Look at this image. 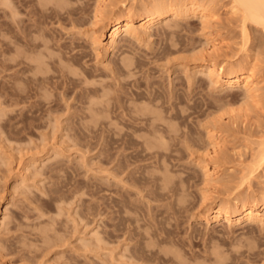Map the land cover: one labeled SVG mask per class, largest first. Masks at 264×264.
<instances>
[{
    "label": "rangeland",
    "instance_id": "374dc122",
    "mask_svg": "<svg viewBox=\"0 0 264 264\" xmlns=\"http://www.w3.org/2000/svg\"><path fill=\"white\" fill-rule=\"evenodd\" d=\"M203 2H208L207 5L213 7L216 14L214 24L212 23V26L204 32V30H200L199 19L192 15L188 19L178 20L179 25L188 26V29L175 28L174 32H171L164 27V24H161L159 32H152L153 37L151 40L141 43L134 41L133 46H136L139 51L135 52L137 49L132 46L133 50L130 49V53L127 55L131 58L137 57V61L133 62V68L132 66L130 68V70L132 69L135 72L131 71V73L133 72L132 75L129 69H126L125 74L123 72L120 73L121 71L118 70L121 51L114 50L113 52L109 50L107 53H102L105 57L103 55L97 56L98 58L95 57V50L94 52L92 51L94 48L90 43L94 26L90 25L91 21L89 20L93 15V0H0V219H4H2L3 223L0 224V241L3 242L7 249V260L11 262L10 264H139V262L140 264H146V261L142 262L139 259L138 261L131 256L134 246H137L136 243L139 240L144 243V247H146L148 242L150 244L154 243L152 249L156 253H159L164 248V250H170L171 255L165 256L164 253H159L158 257L156 255L157 258L148 252V257L153 259L147 264H180V261L183 264H186V262L187 264H217L218 261H221V264H264V225L260 223H255L251 226L230 227L216 225L215 222L211 225H206L204 221L197 217L196 210H189L187 214L185 210H182L181 213H177L179 215L176 218L165 215L164 218L162 217L165 219L163 221L160 217L162 221H160L161 224L158 227L161 231L158 230V232L162 233V237L170 240V246L165 243L157 247L159 243H155V240H152L151 243L150 240L145 241L140 236V234H147V231L148 234L156 231L154 227L152 229L149 228L146 224L148 222L142 218L144 216L142 213L156 214L155 210L164 209V203L170 201V199H165L169 198L168 195L167 197H162L164 202L162 200H157L159 203L154 201L156 200L154 198L155 195L157 196L159 195L157 193H160L161 177L163 178V176L168 174L166 171L160 170L161 167H164V164L167 165L172 162L168 167L170 172L168 175L172 177L176 175L175 179L177 182L174 179V185L179 183L181 185L180 176L189 180L186 183L188 187L185 184V189L188 193L190 192L188 198L190 201L188 202L190 206L191 204L195 205L200 199V190L203 187V176L200 168L203 163H199L200 159L211 161L210 153L214 152L213 149H215L227 159L221 160L222 169L220 168L219 173L212 177L217 185L213 184V182L210 185L211 187L217 186L223 192L220 195L221 199H225L230 188L233 189L239 183L238 178L240 180V175L242 176L241 171L245 168V164L250 162L252 151L264 135V32L257 31L250 26L252 39L246 46L243 44L242 22L239 23L242 19L241 14L240 12H235V14L229 12L232 4L231 0H203ZM42 4L45 7L47 6V9ZM63 8L65 11L62 10ZM33 9L37 10V12L41 10L42 13L39 12V14L41 13L39 15L41 19L33 20V15L35 14ZM43 13L46 17L42 16ZM58 15L60 16L58 17ZM34 16L39 18L38 15ZM37 20L40 21L39 25L38 23L35 24ZM37 26L41 29L38 34L36 31ZM80 27H82V31ZM207 32L208 34L210 33L209 36ZM109 34L110 32L108 31L107 35ZM206 38H210V40L207 41ZM262 40L263 44L258 46ZM107 41L108 39H105L104 43ZM136 43L138 44L136 45ZM59 44L61 47H59ZM211 44L216 49L218 48V60L228 58L230 60L233 59L232 61L236 63L242 59L250 58L249 60L254 62L255 67H257L256 71L258 70L257 80L259 82V94L262 99L259 105L249 100L242 88L236 86H214L209 83L210 80L207 76L205 77V73H197L196 75L193 72L198 61L193 60L196 59L195 56L192 57L193 54L195 53L194 55H196L201 50L205 51L208 48L206 46ZM244 45L247 48L249 47V51L244 48ZM54 49H56V53ZM73 51L74 56L76 54L82 66H87L93 74L95 72L94 80H97V83L92 81L95 86H93L94 84L91 86V79H88L90 87L89 85L86 86L84 73H81L78 67L79 70H76V68L73 67V69L69 66L68 62L65 63L69 56L73 57ZM136 54H139V56ZM58 55L61 56L60 60L62 59V61L59 60ZM51 56H55L56 60L52 61ZM64 56L68 57L64 58ZM167 56L170 60L166 59ZM30 57L32 58L30 59ZM24 59L26 64L18 67V62ZM49 59L53 63L49 62ZM83 59L85 60L84 62ZM31 60H42L44 62L49 60L46 62L47 67L46 64H44V67L49 71H47L49 76L47 79L50 80L45 79L41 83L42 81L38 79V75L41 74L37 75V69H33L34 71L30 70L27 64H32L33 61ZM105 61H107V64ZM61 62L62 67L68 65L63 67L67 71L70 70L69 67L72 71H79L78 74L80 75L74 77H78L79 81L85 79L84 84L86 87L83 84L84 81H76L79 86H77L78 83L75 81L74 83L72 82L73 84L71 82L63 84L61 73L58 70L61 68V66L60 68L58 67ZM11 64L15 68L10 69ZM32 65L36 64L33 63ZM113 66L116 67L117 72L113 69ZM110 69H112V73ZM185 69H189V72ZM10 73L13 75H10ZM83 76L84 79H82ZM54 83L56 84L54 85ZM147 85L149 88H146ZM80 86L81 89L88 87L87 89L89 90H87V93L83 91L84 93L82 92L81 97L79 95ZM63 87L65 89L62 90ZM77 87L79 88L77 89ZM167 87L170 88L168 89ZM20 88L24 91L23 100L19 101L17 100L18 97L17 99L15 97L14 104L11 101L10 91L13 89L17 92ZM171 88L173 90H170ZM147 91L152 94L149 95ZM170 91H174L173 95ZM92 95L93 98H91ZM146 95L149 97L147 98ZM151 97L153 108L154 104L156 106L154 109L151 107ZM117 99L118 101H116ZM168 102L172 104L170 105ZM10 103L12 104L10 105ZM119 103H121L123 108L119 106ZM141 103L144 105H141ZM149 103L151 104L150 106ZM106 104L108 107H113L109 109L116 111V114L115 112H112L111 115L110 113L105 114ZM146 104L147 107H151V110L153 109L152 120L156 116L157 118L159 117L157 122L154 120L156 124L152 123L151 116L149 117V114L151 115L152 113H148V116L147 114L144 115L145 118H149L150 124L148 119L141 118V114V117L137 116L139 113H136V110L141 109L142 107L140 106L145 107ZM90 105H93V111ZM134 107H137V109ZM156 108L158 109L157 111ZM124 110H126V113L123 112ZM129 111L131 115L132 113L137 115H132L134 118L130 117ZM159 111L162 113L161 115ZM121 112L125 113L126 116L121 115ZM154 114L156 115L154 116ZM93 115L94 117H92ZM215 116L223 118V128L216 130L215 136H213L215 138L210 140L207 137L206 127L213 123ZM167 117L169 118L167 119ZM131 118L134 120L132 121ZM139 119L147 122L142 121V123L140 121V124ZM135 121L138 123L134 124ZM158 128L161 132L164 130L163 136V132L159 133L156 131L158 132V135H156L155 131H152L158 130ZM151 134L157 137L160 134L164 139H169L167 143L171 141L167 146L168 151L162 150L168 158H164L165 161L169 163H164L163 158L157 157L161 160L159 161L155 158L156 156L154 157L155 154L152 155L153 150L150 152L145 149L144 141L151 138V141L153 140ZM165 135L169 137L165 138ZM156 136L154 137L155 139ZM213 142L216 147L212 146ZM144 150L147 151L144 152ZM123 154L128 156L125 158ZM117 174L118 176H116ZM153 180L155 182L159 181L156 183L158 184L157 187L155 184L152 186V183H155ZM261 180L263 181V179ZM262 181L260 179L253 180L252 184H255L253 185L255 190H259L263 186ZM179 185H176V187ZM189 185L192 187L190 188ZM220 185L221 187H219ZM154 189L159 190L155 191ZM154 191L155 194L153 193ZM226 191L228 192L226 193ZM171 192L173 194L176 191ZM171 192L163 191L165 195H170ZM152 197L154 198L153 201ZM174 197L176 198L175 195ZM107 203L110 206L109 214L106 212ZM141 206L142 208L138 209ZM160 206L161 208H157ZM140 210L142 211L140 212ZM149 211L151 213H148ZM142 219L145 221L143 222ZM9 222L11 223L10 225ZM129 229L133 232L130 233ZM95 238L101 240V242H98ZM214 247L217 249L215 250ZM109 250L113 253L109 252ZM176 250H178L177 254ZM218 250L220 254L222 253L220 257L217 253ZM147 251L148 248H146ZM174 252L175 255L173 256L172 253ZM213 253L217 254V256L215 257ZM121 254L126 257L124 256V258ZM176 255L177 258H175ZM178 255L182 258L180 257L179 259ZM224 256L227 259H223ZM159 257H165L166 262L160 263V260H157ZM178 260L180 261L178 262Z\"/></svg>",
    "mask_w": 264,
    "mask_h": 264
},
{
    "label": "bare ground",
    "instance_id": "6f19581e",
    "mask_svg": "<svg viewBox=\"0 0 264 264\" xmlns=\"http://www.w3.org/2000/svg\"><path fill=\"white\" fill-rule=\"evenodd\" d=\"M12 1V0H11ZM39 1V0H38ZM83 1V0H82ZM91 1V0H90ZM207 1V0H206ZM41 2V1H40ZM39 2V4L41 5V3ZM64 2V1H63ZM68 3L70 4V2L68 1ZM67 3V4H68ZM74 3H76V2H74ZM208 3V2H207ZM207 3H204L203 2V0H93V5H94V7H93V11H92V13H93V15H92V17H90V25L92 24V26H94V30H93V36L92 37H90L91 38V41H90V43H91V45L93 46V52H94V50H95V57H97V56H99L100 57V55H103L102 53H107L109 50H112L113 52H114V50H117L118 52L119 51H121V58L119 59V66H118V70H120L121 72L120 73H124L125 74V72H126V69H129V71H130V73H131V71H133L132 69L130 70V68H131V66H132V68H133V62L136 60V58H131V57H129V56H127L129 53H130V49L131 50H133V48H132V46H133V43H134V41H137V42H139V43H141V42H143V41H149V40H151L152 39V37H153V34H152V32L153 31H158L159 30V26L161 25V24H164V27L167 29V30H169V31H171V32H174L173 30H175V28H179V29H188L189 27L188 26H182V25H179L178 24V20H181V19H188L191 15L193 16V17H197L198 19H199V21H200V30H204V32H205V30H208L209 28H210V26H212V23L215 21V12H214V9H213V7H210V6H208L207 5ZM232 3V4H231ZM231 6H230V8H229V12H232V14H235V12L237 13V12H240V14H241V21L239 22V23H241L242 24V29H241V31H242V37L244 38L243 39V41H244V43L243 44H245L246 46L249 44V42H251V39H252V32L250 31L251 29V27L252 28H255L257 31H262V32H264V0H231ZM77 4V3H76ZM229 4V5H230ZM59 5V4H58ZM42 6H44L43 4H42ZM42 6H41V9H42ZM72 6V5H71ZM45 7V6H44ZM44 7H43V9H44ZM47 7V6H46ZM45 7V8H46ZM65 7H67V6H65ZM58 8H59V6H58ZM11 9V8H10ZM13 9V8H12ZM47 9V8H46ZM61 9V8H60ZM35 9H33V11H34ZM63 11H65V9L63 8L62 9ZM32 11V10H31ZM31 11H30V13H31ZM13 12H14V10H13ZM12 12V13H13ZM16 12V11H15ZM39 12H41V10H38V12H37V10H35L34 11V15H40L39 14ZM57 12V11H56ZM15 14V13H14ZM14 14H12V15H14ZM32 14H33V12H32ZM55 14V13H54ZM68 14V13H67ZM33 15V20L34 19H41V17L39 16V18H36V16H34ZM44 15V13L42 14V16ZM239 15V14H238ZM45 16V15H44ZM60 15H58V17H59ZM46 17V16H45ZM63 17V16H62ZM73 17V16H72ZM14 18V17H13ZM16 18V17H15ZM45 19V18H44ZM49 19V18H48ZM60 19V18H59ZM217 20V19H216ZM16 21V20H15ZM74 21V20H73ZM14 22V21H13ZM45 23H46V21H44ZM60 22V21H59ZM62 22V21H61ZM36 23H38V25L40 24V21H38L37 20V22H35V24ZM73 23V22H72ZM83 23H84V21H83ZM31 24H32V22H31ZM47 24V23H46ZM64 24V23H63ZM75 24V23H74ZM214 24V23H213ZM218 24V23H217ZM61 25V24H60ZM77 25V24H76ZM84 25H85V23H84ZM192 25V24H191ZM34 26V25H33ZM36 26V25H35ZM42 26V25H41ZM63 26V25H62ZM72 26V25H71ZM251 26V27H250ZM38 27V26H37ZM47 27H49L48 25H47ZM77 27V26H76ZM75 27V28H76ZM82 27H80V29H81ZM88 28V27H87ZM89 28H90V26H89ZM21 29V28H20ZM46 29V28H45ZM79 29V30H80ZM86 29V28H85ZM19 30V29H18ZM21 31V30H20ZM29 31V30H28ZM35 31V30H34ZM33 31V32H34ZM36 31H37V34L38 33H40V31H41V29L38 27L37 29H36ZM42 31H43V29H42ZM81 31H82V29H81ZM110 32V34L109 35H107V32ZM186 31V30H185ZM79 32V31H78ZM90 32V31H89ZM88 32V33H89ZM159 32V31H158ZM162 32V31H161ZM200 32V31H199ZM36 33V32H35ZM41 33H43V32H41ZM87 33V32H86ZM91 33V32H90ZM79 34V33H78ZM10 35V34H9ZM34 35V34H33ZM41 35V34H40ZM40 35H38V36H40ZM45 35V34H44ZM87 35V34H86ZM174 35V34H173ZM207 35L209 36L210 35V33L208 34V32H207ZM35 36V35H34ZM207 36V37H208ZM37 37V36H36ZM43 37H45V36H43ZM11 38H13V37H11ZM35 38V37H34ZM55 38V37H54ZM44 39V38H43ZM48 39L50 40V38L48 37ZM105 39L107 40L108 39V41L106 42V43H104V41H105ZM207 39V41L208 40H210V38H206ZM11 40V39H10ZM55 40H56V38H55ZM212 40V39H211ZM42 41V40H41ZM253 41V40H252ZM53 42V41H52ZM89 42V41H88ZM210 42V41H209ZM75 43V42H74ZM207 43V42H206ZM12 44V43H11ZM49 44V43H48ZM138 43H136V45H137ZM154 44V43H153ZM178 44V43H177ZM210 44V43H209ZM261 44H263V40L261 41V43L260 44H258V46H260ZM46 45V44H45ZM55 45V44H54ZM135 45V44H134ZM147 45V44H146ZM208 45V44H207ZM244 45V46H245ZM70 46H72V45H70ZM244 47V48H247V47ZM26 47V46H25ZM24 47V48H25ZM28 47V46H27ZM57 47V46H56ZM59 47H61L60 46V44H59ZM91 47V46H90ZM134 47V46H133ZM206 47H208L207 49H205V51L203 50H201V51H199L196 55H194L193 54V56L192 57H194L195 56V58L196 59H193V60H198L197 61V65H196V69L193 71L196 75H197V73H205V77L207 76V78H209V80H210V82L209 83H211V84H213L214 86H218V87H225V86H236V87H240V88H242L243 89V91H244V93H245V95L248 97V99L249 100H251L252 102H255L256 104L258 103V105H259V102L260 101H262V99H261V97H260V94H259V92H260V90H259V87H258V84H259V82H258V78H257V71H256V68L257 67H255V64H254V62H252V60H249L250 58H246V59H242V60H240V61H238V62H236L235 63V61H232V60H230V59H224V60H218L217 59V56H219L218 54H217V49L215 48V46L214 45H209V46H206ZM76 48V47H75ZM74 48V49H75ZM78 48H79V46H78ZM134 48H136V46L134 47ZM203 48H204V46H203ZM249 48V47H248ZM247 48V49H248ZM21 49V48H20ZM38 49V48H37ZM48 49H49V47H48ZM63 49V48H62ZM80 49V48H79ZM92 49V48H91ZM137 49V48H136ZM257 49H258V47H257ZM53 50V49H52ZM55 50L56 49H54V52H55ZM75 50H77V49H75ZM84 50H85V48H84ZM200 50V49H199ZM244 50V49H243ZM22 51V50H21ZM139 50L137 49V51L135 50V52H138ZM159 51V50H158ZM248 51H249V49H248ZM19 52V51H18ZM27 52V51H26ZM86 52V51H85ZM132 52V51H131ZM134 52V51H133ZM143 52V51H142ZM161 53H162V51H160ZM159 52V54H161ZM195 52V51H194ZM245 52H247V51H245ZM24 53H25V51H24ZM49 53V52H48ZM56 53V52H55ZM58 53V52H57ZM146 53V52H145ZM16 55H17V53H15ZM19 54H21V53H19ZM27 54H29V53H27ZM31 54H32V52H31ZM43 54V53H42ZM167 54V53H166ZM261 54V53H260ZM12 55H14V54H12ZM22 55H23V53H22ZM80 55H81V53H80ZM88 55V54H87ZM107 55V54H106ZM123 55V56H122ZM132 55V54H131ZM136 55H138L139 56V54H136ZM145 54L143 53V56H144ZM170 55V54H169ZM168 55V56H169ZM24 56V55H23ZM36 56V55H35ZM45 56V55H44ZM59 56V55H58ZM104 57H105V55H103ZM133 56V55H132ZM143 56H141V57H143ZM151 56H153V55H151ZM166 57V59L168 58L169 59V57ZM187 56V55H186ZM221 56V55H220ZM225 56H227L226 54H225ZM230 56V55H229ZM244 56V55H243ZM259 56V55H258ZM13 57V56H12ZM22 57V56H21ZM52 57V56H51ZM55 56H53L52 57V61H54V59L56 58H54ZM66 57H68V56H64V58H66ZM70 57V56H69ZM67 58V60H66V62L65 63H67L68 62V65L69 66H71L72 68L74 67V68H76V70H79V71H81V73H84V75H85V79H84V76H83V78L82 79H84L85 81H86V83H87V85L86 86H88L89 84H90V81L88 82V79H91V82L92 81H94V82H96L94 79H95V77H94V75L96 76V74H95V72H94V74H93V72L91 71V70H89V68H87V66L86 67H84V66H82L81 65V61L79 62L78 61V59H77V57H76V54H75V56H74V51H73V57L71 58ZM88 57H89V55H88ZM87 57V58H88ZM145 57V56H144ZM192 57H190V58H192ZM232 57V56H231ZM256 57V56H255ZM27 58V57H26ZM25 58V59H26ZM32 57H30V59H31ZM49 58V57H48ZM60 58H61V56H59V60H60ZM62 58H63V55H62ZM86 58V59H87ZM92 58V57H91ZM98 58V57H97ZM118 58V57H117ZM230 58V57H229ZM233 58V57H232ZM12 59V58H11ZM14 59V58H13ZM24 59V60H25ZM41 59V58H40ZM43 59V58H42ZM94 59V58H93ZM105 59V58H104ZM134 59V60H133ZM144 59H147V58H144ZM148 59H149V56H148ZM178 59V58H177ZM187 59V58H186ZM186 59H184V60H186ZM241 59V58H240ZM24 60H21V61H19L18 62V64H19V66L18 67H20L21 65H25L26 64V60L24 61ZM50 60V61H49ZM49 60H47V61H49V62H51V59H49ZM56 60V59H55ZM58 60V61H59ZM64 60V59H63ZM112 60V59H111ZM155 60V59H154ZM170 60V59H169ZM189 60V59H188ZM192 60V61H193ZM238 60V59H237ZM236 60V61H237ZM31 61H33V60H31ZM46 60H45V62L44 61H42V60H35V61H33V63L34 64H36V65H32V64H29V63H27L28 65H29V68H30V70H33V69H37V72H36V74L38 75V74H41V75H38V79H40L41 81L42 80H45V79H47V78H49V76H48V74H47V71H48V69L47 68H45L44 67V64H46V62H47ZM60 61H62V59L60 60ZM65 61V60H64ZM85 60L83 59V62H84ZM115 61V60H114ZM137 61V60H136ZM159 60H158V58H157V62H158ZM191 61V60H190ZM255 61V60H254ZM106 62V64H107V61H105ZM116 62V61H115ZM142 62V61H141ZM172 62V61H171ZM257 62V61H256ZM14 63V62H13ZM51 63H53V62H51ZM58 63V62H57ZM104 63V62H103ZM61 64H62V62L60 63V65L58 66L59 68H60V66H61ZM63 64H64V62H63ZM88 64H90V63H88ZM99 64V63H98ZM112 64V63H111ZM142 64V63H141ZM169 64H171L170 62H169ZM27 65V66H28ZM50 65H52V64H50ZM68 65H66V66H68ZM87 65V64H86ZM109 65H110V63H109ZM109 65H107V66H109ZM113 65V64H112ZM115 65V64H114ZM26 66V67H27ZM53 66V65H52ZM51 66V67H52ZM65 66V65H64ZM63 66V67H64ZM65 66V67H66ZM95 66V65H94ZM135 66V65H134ZM142 66V65H141ZM140 66V67H141ZM185 66V65H184ZM15 68V66L13 65V64H11L10 65V69L11 68ZM17 67V66H16ZM46 67H47V64H46ZM54 68H56L55 66H53ZM57 67V68H58ZM62 66H61V68L60 69H58L60 72L59 73H61V78H62V80H63V82H61V83H63V84H65V83H69V82H71V84H73L74 83V81L76 82V81H79L77 78H75L74 76H77V75H80V74H78V72L75 70H73L72 71V69L69 67V71H67L66 70V68H63ZM79 69H78V68ZM114 67V68H113ZM112 68L113 69H115L116 70V72H117V69H116V67L115 66H113ZM139 67V66H138ZM144 67V66H143ZM73 68V69H74ZM110 68H111V66H110ZM24 69H26V68H24ZM24 69H22V71H24ZM50 69H52V68H50ZM65 69V70H64ZM67 69H68V67H67ZM98 69V68H97ZM106 69V68H105ZM13 70V69H12ZM29 70V71H30ZM53 70V69H52ZM56 70V69H55ZM54 70V71H55ZM93 70V69H92ZM111 70V73H112V69H110ZM114 70V71H115ZM186 70V69H185ZM189 70V69H188ZM188 70H186V71H188ZM14 71V70H13ZM17 71V70H16ZM27 71H28V68H27ZM34 71V70H33ZM95 71V70H94ZM192 71V70H191ZM21 72V71H20ZM49 72V71H48ZM119 72V71H118ZM134 72V71H133ZM133 72L131 73L132 75H133ZM185 72V71H184ZM189 72V71H188ZM23 73V72H22ZM25 73V72H24ZM135 73V72H134ZM192 73V72H191ZM30 74V73H29ZM35 74V73H34ZM185 74V73H184ZM193 74V73H192ZM10 75H13V74H11L10 73ZM114 75V74H113ZM121 75H123V74H121ZM135 75V74H134ZM52 76V75H51ZM115 76V75H114ZM126 76V75H125ZM9 77V76H8ZM13 78H14V76H13ZM57 78H59V77H57ZM80 78V79H81ZM191 78V77H190ZM29 79V78H28ZM54 79V78H53ZM56 79V78H55ZM97 79V78H96ZM171 79V78H170ZM26 80V79H25ZM47 80H50V79H47ZM61 80V81H62ZM84 80H82V81H84ZM169 80V79H168ZM173 80V79H172ZM191 80H193V79H191ZM190 80V81H191ZM36 81V80H35ZM38 81V80H37ZM81 81V80H80ZM79 81V82H80ZM81 81V82H82ZM85 81L83 82V84L85 83ZM118 81V80H117ZM47 82V81H46ZM73 82V83H72ZM120 82V81H119ZM147 82V81H146ZM39 83V82H38ZM41 83H43V81L41 82ZM76 83H78V82H76ZM97 83V82H96ZM118 83V82H117ZM199 83V82H198ZM11 84V83H10ZM21 84V83H20ZM56 83H54V85H55ZM94 83L92 82V84H91V86L93 85ZM170 84H172L171 82H170ZM200 84V83H199ZM210 84V85H211ZM24 85V84H23ZM26 85V84H25ZM42 85V84H41ZM40 85V86H41ZM50 85V84H49ZM48 85V86H49ZM62 85V84H61ZM60 85V87H62ZM82 85V84H81ZM99 85V84H98ZM102 85V84H101ZM109 85V84H108ZM119 85V84H118ZM191 85V84H190ZM190 85H188V86H190ZM195 85V84H194ZM202 85V84H201ZM69 86V85H68ZM71 86V85H70ZM77 86H79V83H78V85ZM84 86H85V84H84ZM85 86V87H86ZM93 86H95V84L93 85ZM140 86V85H139ZM21 87V86H20ZM42 87H43V85H42ZM47 87V86H46ZM64 87H65V85H64ZM62 88V90L63 89H65V88ZM89 87H90V85H89ZM105 87H106V85H105ZM122 87H123V85H122ZM130 87V86H129ZM128 87V88H129ZM143 87V86H142ZM151 87V86H150ZM171 87V86H170ZM170 87H167L168 89L170 88ZM173 87V86H172ZM213 87V86H212ZM12 88V87H11ZM27 88V87H26ZM45 88V87H44ZM53 88V87H52ZM76 88V87H75ZM79 87H77V89H78ZM88 88V87H87ZM87 88H82L81 89V86H80V91H79V95H80V97H81V94H82V92L84 91H86V93H87ZM93 88H95V87H93ZM103 88H104V86H103ZM146 88H149L148 87V85H147V87ZM174 88V87H173ZM176 88V87H175ZM9 89V88H8ZM92 89V88H91ZM108 89V88H107ZM106 89V90H107ZM159 89V88H158ZM166 89V88H165ZM59 90V89H58ZM92 90H94V89H92ZM123 90V89H122ZM139 90V89H138ZM163 90V89H162ZM170 90H173L172 88L170 89ZM26 91H27V89H26ZM44 91V90H43ZM89 91V90H88ZM96 91V90H95ZM131 91V90H130ZM149 91V90H148ZM147 91V92H148ZM164 91H166V90H164ZM175 91V90H174ZM174 91L173 92H171L172 93V95H173V93H174ZM23 89H19V90H17V92L15 91V90H11L10 91V96H11V101L13 102V101H15L16 99H17V97H18V99L17 100H23V97H24V95H23ZM36 92V91H35ZM41 92V91H40ZM78 92V91H77ZM76 92V94H78ZM83 92V93H84ZM92 92H94V91H92ZM151 92V91H150ZM27 93V92H26ZM39 93V92H38ZM45 93V92H44ZM169 92H168V90H167V94H168ZM36 94V93H35ZM41 94H43V93H41ZM99 94V93H98ZM108 94V93H107ZM134 94V93H133ZM136 94V93H135ZM140 94V93H139ZM148 94H149V92H148ZM152 94V93H151ZM151 94H149V95H151ZM31 95V94H30ZM45 95V94H44ZM52 95V94H51ZM74 95V94H73ZM103 95H104V93H103ZM106 95V94H105ZM132 95V94H131ZM143 95V94H142ZM61 96H64V95H61ZM78 96V95H77ZM136 96H138V95H136ZM144 96V95H143ZM153 96V95H152ZM15 97H16V99H15ZM47 97V96H46ZM76 97V96H75ZM91 97V96H90ZM95 97V96H94ZM129 97V96H128ZM134 97H135V95H134ZM146 97H147V95H146ZM149 97V96H148ZM147 97V98H148ZM89 98V97H88ZM91 98H93V95H92V97ZM100 98H102V97H100ZM130 98V97H129ZM164 98V97H163ZM169 98H170V96H169ZM47 99V98H46ZM137 99V98H136ZM145 99V98H144ZM150 99V98H149ZM160 99V98H159ZM158 99V100H159ZM28 100V99H27ZM69 100V99H68ZM91 100V99H90ZM108 100V99H107ZM132 100V99H131ZM140 100V99H139ZM138 100V101H139ZM142 100V99H141ZM148 100V99H147ZM155 100V99H154ZM171 100H172V98H171ZM170 100V101H171ZM95 101H96V99H95ZM104 101V100H103ZM114 101V100H113ZM116 101H118V99L116 100ZM120 101V100H119ZM133 101V100H132ZM131 101V102H132ZM144 101V100H143ZM152 101V97H151V100H150V103L152 104V108H153V102H151ZM248 101V100H247ZM16 102H18V101H16ZM91 102V101H90ZM98 102V101H97ZM102 102V101H101ZM145 102H146V100H145ZM144 102V103H145ZM149 102V101H148ZM14 103V102H13ZM20 103V102H19ZM108 103V102H107ZM118 103V102H117ZM122 103V102H121ZM121 103H119L120 105L119 106H122L121 105ZM147 103V102H146ZM149 103V106L151 105ZM159 103V102H158ZM157 103V104H158ZM169 103V102H168ZM12 103H10V105H11ZM15 104V103H14ZM22 104V103H21ZM34 104V103H33ZM44 104V103H43ZM115 104V103H114ZM127 104V103H126ZM134 104V103H133ZM170 104V103H169ZM172 104V103H171ZM170 104V105H171ZM254 104V103H253ZM24 105V104H23ZM67 105H68V103H67ZM109 105V104H108ZM112 105V104H111ZM124 105V104H123ZM141 105H144V104H142L141 103ZM177 105V104H176ZM179 105H181V104H179ZM70 106V105H69ZM91 106V105H90ZM107 106V104L105 105V107ZM116 106H117V104H116ZM134 106V105H133ZM161 106V105H160ZM173 106V105H172ZM175 106V105H174ZM14 107V106H13ZM26 107V106H25ZM92 107H93V105L91 106V109H92ZM125 108H126V106H124ZM130 107V106H129ZM139 107V106H138ZM140 107H142L141 109H138V110H136V113H139V115H137V114H133L132 113V115L134 116H140V114L142 115V119H143V117H144V115H146L147 114V116H148V113H152L151 115L149 114V117L151 118V121H152V123L154 122V120L157 122L158 121V118H157V116L154 118V120H152L153 118H152V115H153V109L156 107L155 106V104H154V108L151 110L149 107H147V104H146V106L145 107H143V106H140ZM180 107V106H179ZM255 107H256V105H255ZM11 108H12V106H11ZM112 109L110 106L108 107H106L105 108V114L106 113H110V115H111V113L112 112H115V114H116V111H111L110 109ZM114 108H116L115 106H114ZM118 108V107H117ZM120 109H121V107H119ZM122 108H123V106H122ZM124 108V109H125ZM131 108V107H130ZM134 108H136L137 109V107H134ZM17 109V108H16ZM91 109H90V111H91ZM170 109V108H169ZM20 110V109H19ZM32 110V109H31ZM114 110V109H113ZM116 110H118V109H116ZM127 110V109H126ZM126 110H124L123 112H125L126 113ZM133 110H135V109H133ZM158 109L156 108V111H157ZM160 110V109H159ZM171 110V109H170ZM169 110V111H170ZM40 111V110H39ZM49 111V110H48ZM51 111V110H50ZM70 111V110H69ZM72 111V110H71ZM75 111V110H74ZM77 111V110H76ZM92 111H93V109H92ZM122 111V110H121ZM128 111V110H127ZM155 111V112H156ZM94 112H95V114H96V111L94 110ZM130 112V111H129ZM133 112V111H132ZM161 112H162V110H161ZM29 113H31V112H29ZM40 113V112H39ZM38 113V114H39ZM43 113H45V112H43ZM49 113V112H48ZM51 113V112H50ZM53 113V112H52ZM55 113V112H54ZM90 113V112H89ZM91 113H93V112H91ZM122 113V112H121ZM121 114V115H124V116H126V114ZM156 113H158V112H156ZM159 113H160V111H159ZM185 113V112H184ZM61 114V113H60ZM69 114H71V113H69ZM68 114V115H69ZM83 114V113H82ZM107 114V115H108ZM118 114V113H117ZM129 114V113H128ZM162 113H160V115H161ZM172 114V113H171ZM170 114V115H171ZM52 115V114H51ZM86 115V114H85ZM130 115H131V112H130ZM130 116V117H133V116ZM156 114H154V116H155ZM158 116H159V114H157ZM221 115V114H220ZM87 116V115H86ZM99 116H100V114H99ZM102 116H103V113H102ZM129 116V115H128ZM221 116H223V115H221ZM92 117H94V115L92 116ZM96 117V116H95ZM107 117V116H106ZM109 117V116H108ZM161 117V116H160ZM173 117V116H172ZM210 117V116H209ZM216 117V116H215ZM214 117V120H213V123H211V124H209L207 127H206V131H207V137L211 140L212 138H215V137H213V136H215V131L216 130H219V128H223L222 127V119H221V117L219 116V117H216L215 118ZM134 118V117H133ZM136 118V117H135ZM169 117H167V119H168ZM208 118V117H207ZM211 118V117H210ZM213 118V117H212ZM113 119V118H112ZM123 119H125V118H123ZM142 119H139V123H140V121L142 122H147L146 120H142ZM144 119H148V121H149V118H145L144 117ZM163 119H164V117H163ZM95 120V119H94ZM105 120H106V118H105ZM118 120V119H117ZM131 120H132V118H131ZM134 120V119H133ZM132 120V121H133ZM171 120H173V119H171ZM232 120V119H231ZM246 120V119H245ZM247 121V120H246ZM121 122V121H120ZM126 122V121H125ZM142 122V123H143ZM156 122H154L155 124H156ZM176 122V121H175ZM207 122V121H206ZM229 122V121H228ZM117 123V122H116ZM130 123V122H129ZM133 123V122H132ZM135 123H138V122H134V124ZM167 123V122H166ZM236 123V122H235ZM243 123V122H242ZM111 124V123H110ZM113 124V123H112ZM141 124V123H140ZM149 124H150V121H149ZM200 124H201V121H200ZM204 124H205V122H204ZM237 124V123H236ZM138 125V124H137ZM154 125V124H153ZM153 125H151L152 127H154ZM202 125V124H201ZM235 125V124H234ZM109 126V125H108ZM112 126V125H111ZM117 126H119V125H117ZM133 126V125H132ZM143 126V125H142ZM224 126V125H223ZM137 128V127H136ZM155 128V127H154ZM218 128V129H217ZM261 128V127H260ZM187 129V128H186ZM118 130V129H117ZM116 130V131H117ZM225 130V129H224ZM152 131H155L154 133H156V135H158V132L159 133H162L164 130H162V132L161 131H159V128H158V130H152ZM156 131H158V132H156ZM170 131V130H169ZM222 131V130H221ZM118 132H120V131H118ZM137 133V132H136ZM150 133H151V131H150ZM168 133V132H167ZM170 133V132H169ZM178 133V132H177ZM189 133V132H188ZM165 134H166V131H165ZM140 135V134H139ZM152 135V137H153V140L155 139L154 137L156 136V135H154V134H151ZM154 135V136H153ZM164 135V132H163V134H162V136ZM176 135V134H175ZM160 136V137H159ZM159 138L156 136V139L153 141H151V139L150 140H148V139H146L145 141H144V145H146V148L145 149H147V150H149L150 152L153 150V153H152V155H154V157L155 158H157V157H161V158H167V156L164 154L165 152H163V151H168V143L169 142H171V141H168V143H167V140H169V139H164V137H161V135L159 134ZM166 137L165 138H167V136L168 135H165ZM249 136V135H248ZM258 136H259V134H258ZM261 136V135H260ZM122 137V136H121ZM136 137V136H135ZM169 137V136H168ZM172 138V137H171ZM181 138V137H180ZM259 138V137H258ZM126 139V138H125ZM213 140V139H212ZM258 140V139H257ZM182 141V140H181ZM112 142V141H111ZM139 142V141H138ZM189 142V141H188ZM167 143V144H166ZM210 143H212V142H210ZM216 143V142H215ZM133 144V143H132ZM182 144V143H181ZM189 144V143H188ZM192 145V144H191ZM190 145V146H191ZM104 146V145H103ZM141 146V145H140ZM183 146V145H182ZM194 146V145H193ZM212 146H215L216 147V144H214V142H213V144H212ZM186 147V146H185ZM215 147H212V148H215ZM154 148H156L155 150H154ZM197 148V147H196ZM125 149V148H124ZM136 149V148H135ZM190 149V148H189ZM194 149V148H193ZM252 149V148H251ZM147 150H144V152L145 151H147ZM162 151L163 152V154H161L162 152H160V151ZM170 150V149H169ZM196 150V149H195ZM253 150V149H252ZM105 151V150H104ZM207 151H209V150H207ZM206 151V152H207ZM213 151L214 152H212V153H210L211 154V161L209 160V161H207V160H202V159H200V162L199 163H203V165L200 167L201 168V171H202V176H203V180H202V185H203V187L202 186H200V187H202L201 188V190H200V199L198 200V202L195 204V205H192L191 204V206L189 205V202L188 201H190L188 198H189V193L187 192V190L185 189L186 188V186H187V182L189 181L188 179H186V178H183L182 176H178L180 179L179 180H181V185H179V184H176V185H179L178 187H176V185H174V179H175V176L174 177H172V176H170V175H168L170 172H169V165H170V163H172V162H168V161H165V159H164V163H169V164H164V167H161V169L160 170H163V172L164 171H166L168 174L166 175V173H164V175H166V176H163V178L161 177V182H160V185H159V192L160 193H162V194H160V193H157V194H159V195H155V199L156 200H154V198L152 199V201L154 200V201H157V200H162V197L163 196H165V197H167V195H168V197L169 198H165V199H170V201H167V203H164V209H158L157 211L155 210L154 212H156V214H152L150 211L148 212V213H151V214H145V213H142L144 216L142 217L143 219H145L146 220V222H148V223H146L148 226H149V228H155V230L156 231H154V233H153V231H152V234H148V231H147V234H144V235H141L140 234V236H141V238H143V239H145V241L146 240H150L151 241V243H152V240H155L156 242L155 243H159L158 244V246L157 245H155V246H157V247H159V245L160 244H165V243H168L169 244V246H170V240H168L167 238H165V237H162V233H159L158 232V230H159V224H161L160 223V221H162L161 220V218L163 217H165V215L167 216V215H169V217L170 216H172L173 218L175 217L176 218V216L178 217V215L179 214H177V213H181V211L182 210H185V212H186V214H187V211L189 212V210H196L197 211V217H199V219L201 220V221H204L205 222V224L206 225H211L213 222H215L216 223V225H224V226H243V225H247V226H251V225H253V224H257V223H260V224H262V225H264V135H263V137L257 142V146H256V148L252 151V153H251V157H250V162H248V164H245V168L241 171L242 172V176L240 175V180H239V178H238V181H239V183L233 188V189H231L230 188V191L228 192V191H226V193L228 194V195H226V198L225 199H221V193H223V192H221L220 191V189H218L217 188V186H212L211 187V185H210V183L211 182H213V184H215L214 183V179H212V177L215 175V174H218L219 173V169L221 168L222 169V162H221V160H226L225 159V157L224 156H222L223 154H221L220 152H217L215 149H213ZM221 151V150H220ZM60 152V151H59ZM197 152V151H196ZM199 152V151H198ZM205 152V153H206ZM121 153V152H120ZM178 153V152H177ZM223 153V152H222ZM122 154V153H121ZM143 154V153H142ZM149 154V153H148ZM183 154V153H182ZM244 154V153H243ZM55 155V154H54ZM58 155V154H57ZM120 155V154H119ZM123 155H125V158L128 156H126V154H123ZM159 155V156H158ZM168 155V154H167ZM205 155V154H204ZM203 155V156H204ZM207 155V154H206ZM209 155V154H208ZM225 155V154H224ZM56 156V155H55ZM111 156V155H110ZM138 156V155H137ZM171 156V155H170ZM202 156V155H201ZM206 157V156H205ZM56 158V157H55ZM116 158V157H115ZM159 158H157L158 160H159ZM201 158V157H200ZM146 159V158H145ZM168 159V158H167ZM205 159V158H204ZM241 159H242V157H241ZM117 160V159H116ZM120 160V159H119ZM155 160V159H154ZM181 160V159H180ZM111 161V160H110ZM122 161V160H121ZM120 161V162H121ZM148 161V160H147ZM159 161H161V160H159ZM183 161V160H182ZM242 161V160H241ZM248 161V160H247ZM137 163H139V162H137ZM159 163V162H158ZM225 163V162H224ZM244 163V162H243ZM43 164V163H42ZM144 164V163H143ZM180 164V163H179ZM183 164V163H182ZM212 164V165H211ZM238 164H240V163H238ZM134 165V164H133ZM138 165V164H137ZM172 165V164H171ZM242 165H244V164H242ZM157 166V165H156ZM163 166V165H162ZM173 166V165H172ZM137 167V166H136ZM151 167V166H150ZM175 167V166H174ZM231 168V167H230ZM119 169V168H118ZM121 169H123V168H121ZM134 169V168H133ZM143 169V168H142ZM126 170V169H125ZM177 170V169H176ZM229 171V170H228ZM240 171V170H239ZM110 172H112V171H110ZM109 172V174H111ZM122 172V171H121ZM150 172V171H149ZM177 172H178V170H177ZM36 173H37V171H36ZM112 173H114V172H112ZM132 173V172H131ZM173 173H175V172H173ZM106 174V173H105ZM135 174V173H134ZM148 174V173H147ZM162 174V173H161ZM180 174V173H179ZM112 175V174H111ZM120 175V174H119ZM183 175V174H182ZM116 176H118V174L116 175ZM152 177V176H151ZM181 177H182V179H181ZM119 178H120V176H119ZM107 179V178H106ZM105 179V180H106ZM117 179V178H116ZM219 179V178H218ZM254 179H257V180H259L260 179V181H262L261 179H263V186H261V188L259 189V190H255V188H254V186L253 185H255V184H252V182H253V180ZM25 180V179H24ZM118 180V179H117ZM121 180V179H120ZM108 181V180H107ZM110 181H112V180H110ZM175 181H176V179H175ZM136 182V181H135ZM153 182H155V180H153ZM157 182H159V181H157ZM157 182H155V183H152V186H153V184H155L156 185V187L158 186V184H156ZM177 182V181H176ZM179 182V181H178ZM193 182V181H192ZM216 182V181H215ZM22 183V182H21ZM123 183V182H122ZM124 183H126V182H124ZM184 183V184H183ZM225 183V182H224ZM118 184V183H117ZM134 184V183H133ZM185 184H186V186H185ZM190 184H191V180H190ZM195 184V183H194ZM212 184V183H211ZM26 185V184H25ZM115 185V184H114ZM142 185H144V184H142ZM146 185V184H145ZM144 185V186H145ZM196 185V184H195ZM215 185H217V183L215 184ZM222 185V184H221ZM221 185L219 186V187H221ZM228 185H230V184H228ZM258 185V184H257ZM20 186V185H19ZM148 186V185H147ZM197 186V185H196ZM24 187V186H23ZM155 187V188H156ZM188 187V186H187ZM189 187H190V185H189ZM192 187V186H191ZM190 187V188H191ZM227 187V186H226ZM139 188V187H138ZM152 188V187H151ZM150 188V189H151ZM189 188V189H190ZM228 188V187H227ZM257 188V187H256ZM107 189H109V188H107ZM112 189V188H111ZM121 189V188H120ZM177 189V190H176ZM155 190V189H154ZM158 190H155V191H158ZM176 191V192H173V194H172V192L171 191ZM219 190V191H218ZM229 190V189H228ZM107 191V190H106ZM151 191H152V189H151ZM150 191V192H151ZM155 191L153 192L154 194H155ZM163 191H167V193H170L171 192V194L169 195V194H164L163 193ZM191 191V190H190ZM108 192V191H107ZM140 192H142V191H140ZM106 193V192H105ZM117 193V192H116ZM153 193H152V195H153ZM118 195H119V193H117ZM116 194V195H117ZM142 194V193H141ZM108 195V194H107ZM109 195H111V194H109ZM150 195V194H149ZM151 195V196H152ZM174 195L176 196V198L174 197ZM224 195V194H223ZM112 196V195H111ZM146 196V195H145ZM110 197V196H109ZM112 198V197H111ZM106 199V198H105ZM137 199V198H136ZM147 199V198H146ZM137 200H139V199H137ZM144 200V199H143ZM166 201V200H165ZM151 202V201H150ZM158 202V201H157ZM162 202H164V200H162ZM187 202H188V204H187ZM140 203H142V202H140ZM152 203V202H151ZM155 203V202H154ZM159 203V202H158ZM109 203H107V210H106V212H107V214H109L108 212H110L109 210V208H110V206L108 205ZM131 206V205H130ZM126 207V206H125ZM148 207H149V205H148ZM117 208H118V206H117ZM142 208V206L140 207V208H138V209H141ZM157 208H161V206L160 207H157ZM126 209V208H125ZM132 209H134V208H132ZM127 210V209H126ZM137 210V209H136ZM143 210V209H142ZM142 210H140V212L142 211ZM130 212H131V210H129ZM139 211V210H138ZM137 211V212H138ZM117 212V211H116ZM115 212V213H116ZM126 212V211H125ZM184 212V213H185ZM133 213H135V212H133ZM139 213V212H138ZM192 214V213H191ZM135 215H136V213H135ZM140 215V214H139ZM149 216V217H148ZM188 216V215H187ZM113 217V216H112ZM134 217V216H133ZM146 217H147V219H146ZM161 217V218H160ZM168 217V216H167ZM195 217V216H194ZM5 218V217H4ZM137 218H139V217H137ZM162 218V219H163ZM180 218V217H179ZM3 219V218H2ZM2 219H0V224H2L3 223V220ZM106 219H107V217H106ZM109 219V218H108ZM141 219V218H140ZM142 219V220H143ZM137 220H139V219H137ZM136 220V221H137ZM145 220H143V222L145 221ZM165 219H163V221H164ZM168 221V220H167ZM189 221V220H188ZM131 222V221H130ZM129 222V223H130ZM138 222V221H137ZM5 223H6V220H5ZM135 223V222H134ZM139 223V222H138ZM163 223V222H162ZM11 223L9 222V225H10ZM137 224V223H136ZM179 224V223H178ZM129 225V224H128ZM132 225V224H131ZM171 225V224H170ZM147 226V227H148ZM168 226V225H167ZM18 227V226H17ZM140 227V226H139ZM161 227V226H160ZM9 228V227H8ZM11 228V227H10ZM132 228V227H131ZM140 228H143V227H140ZM158 228V229H157ZM42 229H44V228H42ZM115 229V228H114ZM127 229H128V227H127ZM135 229H137V228H135ZM148 229V228H147ZM146 229V230H147ZM10 230V229H9ZM116 230H117V228H116ZM143 230V229H142ZM148 230H150V229H148ZM154 230V229H153ZM180 230V229H179ZM43 231V230H42ZM127 231V230H126ZM125 231V232H126ZM130 233H132L133 231L132 230H128ZM136 231H138V229L136 230ZM159 231H161V230H159ZM166 232H168V231H166ZM96 233V232H95ZM108 233V232H107ZM110 233V232H109ZM137 233V232H136ZM142 233V232H141ZM106 234V233H105ZM126 234H128V233H126ZM164 234V233H163ZM107 235V234H106ZM110 235V234H109ZM124 235V234H123ZM132 235V234H131ZM148 235V236H147ZM169 235V234H168ZM108 236V235H107ZM130 236V235H129ZM172 236V235H171ZM1 237V236H0ZM95 237V236H94ZM166 237H167V235H166ZM103 238V237H102ZM108 238V237H107ZM109 238H110V236H109ZM131 239H132V237H130ZM135 238H137V237H135ZM138 238H140V237H138ZM169 238V237H168ZM171 238V237H170ZM96 240H98L97 238H95ZM104 239V238H103ZM108 240V239H107ZM136 240V239H135ZM142 240V239H141ZM23 241V240H22ZM101 242V240H98V242ZM130 241V240H129ZM144 241V240H143ZM144 241V242H145ZM103 242V241H102ZM108 242V241H107ZM173 242V241H172ZM191 242V241H190ZM105 243V242H104ZM146 243V242H145ZM107 244V243H106ZM106 244H104V245H106ZM109 244V243H108ZM137 244V246L135 247L134 246V249H133V253H131L132 255L131 256H133L134 258H136L137 260L139 259V260H141L142 262L143 261H146V264L147 263H149L150 261H152V259L153 258H151V260H149L150 258L148 257L149 255L147 254L148 252H150V254L152 255H155V257H156V255H157V257H158V255H159V253H164V255L165 256H169V254L171 255V253L168 251V250H164V249H162L161 248V246H160V248L162 249V251H160L158 254L156 253V251H154L152 248H153V246L152 245H154V243L153 244H150V242H148V244H146V247H144V243H142L140 240H139V242L138 243H136ZM176 245V244H175ZM107 246V245H106ZM105 246V247H106ZM109 246V245H108ZM156 247V248H157ZM163 247V246H162ZM173 247V246H172ZM175 247V246H174ZM176 247H177V245H176ZM87 248V247H86ZM107 248V247H106ZM109 248V247H108ZM128 248V247H127ZM146 248H148V251L146 252ZM151 248V249H150ZM155 248V247H154ZM168 248V247H167ZM213 248V247H212ZM215 248V247H214ZM255 248V247H254ZM254 248H252V249H254ZM168 249H171V248H168ZM217 248H215V250H216ZM237 249H239V248H237ZM7 249H6V247H5V245L3 244V242H1L0 241V264H7V263H11V262H9V260H7V254H6V251ZM106 250V249H105ZM156 250V249H155ZM160 250V249H159ZM175 250V249H174ZM173 250V251H174ZM190 250V249H189ZM199 250V249H198ZM127 251V250H126ZM129 251V250H128ZM182 251V250H181ZM236 251V250H235ZM109 252H111L110 250H109ZM146 252V253H145ZM172 252V251H171ZM177 252H178V250H176V254H177ZM193 252V251H192ZM224 252V251H223ZM111 253H113V252H111ZM125 253V252H124ZM208 253V252H207ZM214 253H216V251H214ZM213 253V254H214ZM217 253H218V256L220 257V255L222 254H220V251L218 250L217 251ZM234 253V252H233ZM173 254V256L175 255V252L174 253H172ZM180 255H181V253H179ZM119 255V254H118ZM122 255V254H121ZM147 255V256H146ZM215 255V257L217 256V254H214ZM111 256H113V255H111ZM123 256V255H122ZM125 256V255H124ZM123 256V257H124ZM182 257H183V255H181ZM180 256V257H181ZM115 257V256H114ZM126 257V256H125ZM124 257V258H125ZM156 257V258H157ZM178 257H179V255H178ZM180 257H179V259H180ZM181 257V258H182ZM130 258V257H129ZM132 258V257H131ZM134 258H132V259H134ZM175 258H177V255H176V257ZM174 258V259H175ZM221 258H222V256H221ZM227 259L225 256L223 257V259ZM135 259V260H136ZM218 259H220V258H218ZM222 259V261H224ZM112 260V259H111ZM136 260V261H137ZM138 260V261H139ZM157 260H160V263H164L163 261H165L166 260V258L165 257H159ZM192 260V259H191ZM107 261V260H106ZM116 261V260H115ZM123 261V260H122ZM156 261V260H155ZM180 260H178V262H179ZM184 261V260H183ZM216 261V260H215ZM227 261V260H226ZM113 262V261H112ZM121 262V261H120ZM135 262V261H134ZM133 262V263H134ZM166 262V261H165ZM177 262V261H176ZM181 263L180 264H183L182 263V261H180ZM197 262V261H196ZM221 262V261H220ZM219 261H218V263L217 262H215V263H217V264H221ZM107 263H108V261H107ZM118 263H119V261H118ZM127 263H128V261H127ZM169 263V262H168ZM171 263H172V260H171ZM191 263V262H190ZM209 263H211V262H209ZM109 264V263H108ZM112 264V263H111ZM116 264V263H115ZM135 264V263H134ZM139 264H140V262H139ZM158 264V263H157ZM173 264H175V263H173ZM177 264V263H176ZM185 264V263H184ZM186 264H187V262H186ZM189 264V263H188ZM200 264V263H199ZM203 264V263H202ZM205 264V263H204Z\"/></svg>",
    "mask_w": 264,
    "mask_h": 264
}]
</instances>
